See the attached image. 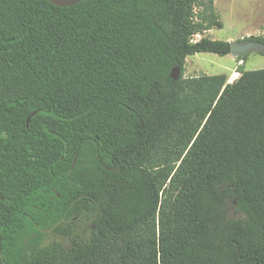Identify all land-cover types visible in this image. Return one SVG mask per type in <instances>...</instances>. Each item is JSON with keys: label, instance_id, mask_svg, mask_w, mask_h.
<instances>
[{"label": "trees", "instance_id": "1", "mask_svg": "<svg viewBox=\"0 0 264 264\" xmlns=\"http://www.w3.org/2000/svg\"><path fill=\"white\" fill-rule=\"evenodd\" d=\"M199 1L0 0V264H264V69L185 79Z\"/></svg>", "mask_w": 264, "mask_h": 264}, {"label": "rangeland", "instance_id": "2", "mask_svg": "<svg viewBox=\"0 0 264 264\" xmlns=\"http://www.w3.org/2000/svg\"><path fill=\"white\" fill-rule=\"evenodd\" d=\"M196 22H204L207 30L202 35H196L195 41L203 38L224 42H239L249 37L264 36V0H213V7L208 0H200L196 8ZM241 58V57H240ZM232 55L219 56L212 53H200L187 58L185 79L201 76H216L226 74L228 83L240 78V69L245 71L263 70L264 55L257 52L249 54L244 60ZM168 191V188L166 189ZM167 200L174 198L166 193ZM235 202L229 208L232 220L243 219L242 214L235 210ZM74 232L78 237L87 239L90 236V223H76ZM54 242L70 247L71 242L53 231H47L44 246Z\"/></svg>", "mask_w": 264, "mask_h": 264}, {"label": "water", "instance_id": "3", "mask_svg": "<svg viewBox=\"0 0 264 264\" xmlns=\"http://www.w3.org/2000/svg\"><path fill=\"white\" fill-rule=\"evenodd\" d=\"M58 7H72L83 0H49ZM231 55L234 58L247 56L251 53H264V45L255 41L231 42ZM172 78L175 81L180 79V69L177 67L173 70Z\"/></svg>", "mask_w": 264, "mask_h": 264}]
</instances>
